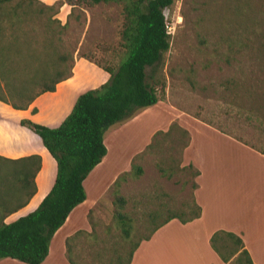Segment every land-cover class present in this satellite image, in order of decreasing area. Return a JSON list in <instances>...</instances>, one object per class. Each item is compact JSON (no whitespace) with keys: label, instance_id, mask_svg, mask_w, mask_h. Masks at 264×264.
<instances>
[{"label":"trees","instance_id":"obj_1","mask_svg":"<svg viewBox=\"0 0 264 264\" xmlns=\"http://www.w3.org/2000/svg\"><path fill=\"white\" fill-rule=\"evenodd\" d=\"M61 1L70 7L63 24L54 17ZM172 2L173 0H59L47 5L38 0H0L1 102L15 109H24L37 95L53 91L56 83L71 75L75 51L76 56L94 63L108 74L103 83L76 97L69 113L56 127H47L30 120L19 121L20 125L39 137L41 144L53 158L55 175L50 189L33 210L6 223L4 218L24 206L34 194V175L39 169L40 157L36 154L17 158L0 155V259L11 258L24 264H39L48 252L53 233L72 208L85 198L82 180L106 153L104 132L115 123L133 117L138 110L152 106L159 100L155 72L169 46L163 9ZM81 3H115L120 6L118 44L122 48V54L115 67L100 64L79 53L77 39L70 48H65L63 35L70 17L79 21L82 15ZM75 8L79 10L76 13ZM159 89L163 90V83L159 84ZM249 99V104L253 107L247 106L251 108L248 109L251 113L245 117L253 116L264 123V97L255 95ZM173 129L178 131L179 139L181 138V148H185L188 133L174 122L169 124L166 131H155L146 146L153 145L155 134L161 132L167 135ZM188 167L192 166L188 164ZM130 169L135 175L142 172L141 166L133 163H130ZM157 169L162 175H169L160 166ZM193 170L195 177L198 172L194 168ZM122 174L112 184L115 185ZM191 186L194 188L195 183ZM112 193L114 226L123 238H129L132 218L123 210L126 200L115 190ZM182 206L185 207L184 210L166 209L163 218L160 217L161 209H152L145 214L149 232L142 238H148L158 225L171 218L183 223L199 216L200 207L192 195L190 202H184ZM91 227V232L87 234L94 238L95 233L93 226ZM106 231L105 228L104 232ZM81 232H76L74 236ZM72 238L73 235L67 240H73ZM67 240L68 262L80 264L73 258ZM138 241L130 245L124 260L121 255L115 254L106 262L129 264ZM209 241L223 262L252 264L237 235L217 230L212 233ZM101 250L102 247L96 253L98 257ZM234 254L235 257L230 260Z\"/></svg>","mask_w":264,"mask_h":264},{"label":"rangeland","instance_id":"obj_2","mask_svg":"<svg viewBox=\"0 0 264 264\" xmlns=\"http://www.w3.org/2000/svg\"><path fill=\"white\" fill-rule=\"evenodd\" d=\"M80 6L79 21L70 17L63 35L65 48H70L77 39L79 53L115 67L122 54L118 44L120 6L115 3ZM78 11L75 8L74 13ZM163 15L169 27V46L155 72L159 106L153 112H139L130 121L129 118L115 123L104 132L110 168L98 178L104 182L112 167V171L125 168L130 154H134L131 163L141 166L142 172L135 175L129 167L89 211L94 241L87 242L84 235L73 244L71 252L80 264H111L106 260L115 254L124 260L130 245L149 232L146 210L161 209L163 218L166 209L184 210L182 204L190 202L194 170L182 163L188 160L190 151H184L182 161L184 148L176 129L167 135L155 134V143L146 146L153 128L164 127L160 131H166L169 119L184 129L193 125L203 128L192 121L186 124L187 116L193 115L264 148L261 133L264 123L253 116L245 117L253 107L249 98L264 97V0H173L163 9ZM208 136V142L220 139L212 132ZM157 166L169 175H162ZM114 190L126 200L123 210L132 218L129 238L121 236L112 220ZM101 247L98 257L96 253ZM15 263L23 264L17 260Z\"/></svg>","mask_w":264,"mask_h":264},{"label":"crops","instance_id":"obj_3","mask_svg":"<svg viewBox=\"0 0 264 264\" xmlns=\"http://www.w3.org/2000/svg\"><path fill=\"white\" fill-rule=\"evenodd\" d=\"M38 1L50 5L59 0ZM60 3L54 17L63 24L70 7L62 1ZM107 78V72L100 67L74 55L71 75L56 83L53 91L37 95L26 108L15 109L0 101V155L17 158L36 154L40 157V166L34 175V194L24 206L8 214L4 222H11L33 210L50 189L55 175L53 158L39 137L20 125L19 121L30 120L47 127H56L69 113L80 93L98 86ZM158 103L159 100L152 106L138 110L129 121L136 118L139 112H153L159 106ZM187 119L186 124L192 121L203 127L185 126L188 143L182 154L183 161L184 151H190V157L182 163L191 165L198 172L194 177L195 187L191 195L200 207V214L183 223L171 218L158 225L148 238L138 241L129 264H227L210 246L209 238L217 230L237 235L251 263L264 264V148L249 143L230 129L218 128L193 115H188ZM170 122L171 119L165 123L166 127ZM163 128L150 130V137ZM208 132L218 134L219 141L214 139L208 142ZM103 143L106 147L105 155L82 180L84 200L72 208L53 233L48 252L39 264H70L67 260L66 240L72 235L73 240H67L71 252L73 244L84 235L87 236L84 238L87 242L94 241L93 236L87 234L92 230L88 213L108 193L114 180L129 170L134 156H128L125 168L112 171V167L110 176L103 182L98 175L106 173L110 168L105 138ZM151 211L148 209L144 214ZM78 231L82 232L74 236ZM0 264L16 263L15 259L2 258Z\"/></svg>","mask_w":264,"mask_h":264},{"label":"built area","instance_id":"obj_4","mask_svg":"<svg viewBox=\"0 0 264 264\" xmlns=\"http://www.w3.org/2000/svg\"><path fill=\"white\" fill-rule=\"evenodd\" d=\"M165 27H166V31H167V29L169 28L167 25H166V23H165ZM168 32V31H167Z\"/></svg>","mask_w":264,"mask_h":264}]
</instances>
